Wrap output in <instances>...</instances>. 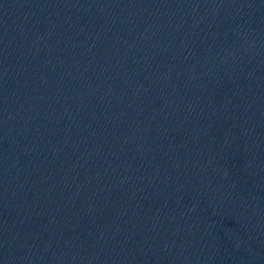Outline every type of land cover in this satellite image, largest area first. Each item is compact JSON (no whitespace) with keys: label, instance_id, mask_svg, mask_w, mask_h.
I'll list each match as a JSON object with an SVG mask.
<instances>
[{"label":"water","instance_id":"1","mask_svg":"<svg viewBox=\"0 0 264 264\" xmlns=\"http://www.w3.org/2000/svg\"><path fill=\"white\" fill-rule=\"evenodd\" d=\"M0 264H264V0H0Z\"/></svg>","mask_w":264,"mask_h":264}]
</instances>
